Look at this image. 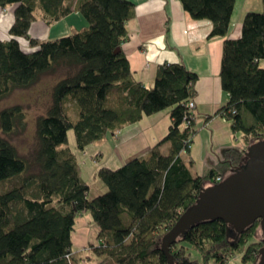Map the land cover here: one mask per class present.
<instances>
[{
  "label": "trees",
  "instance_id": "16d2710c",
  "mask_svg": "<svg viewBox=\"0 0 264 264\" xmlns=\"http://www.w3.org/2000/svg\"><path fill=\"white\" fill-rule=\"evenodd\" d=\"M179 1L193 20L211 22L208 40L224 39L220 78L229 99L207 121L225 118L245 145L225 150L213 169L196 177L181 154L189 153L193 140L194 122L192 131L184 124L198 76L182 63L164 64L152 88L135 81L122 50L126 24L134 17L132 2L0 0V9L11 7L14 18L9 39L0 40V101L32 87L43 74L70 71L54 85L51 106L36 121L38 145L30 159L0 137V264L89 263V256L72 250L76 220L85 214L97 228L99 244L91 250L96 264H169L160 249L162 239L195 205L205 182L219 184L232 170L243 171L247 148L264 143V69L259 65L264 10L247 13L241 36L232 40L227 35L236 0ZM74 13L86 21L83 31L50 41L29 34L37 14L52 26ZM20 40L33 51L22 50ZM165 110L171 118L167 135L146 156L116 170L99 168L97 178L107 190L89 199L88 177L68 147V132L73 131L82 154L125 126ZM23 130L21 106L0 111L3 135ZM163 144H169L167 155L160 152ZM263 246L260 221L239 233L229 222L208 220L183 232L170 254L174 264H224L230 253L257 264Z\"/></svg>",
  "mask_w": 264,
  "mask_h": 264
},
{
  "label": "crops",
  "instance_id": "0c3cea01",
  "mask_svg": "<svg viewBox=\"0 0 264 264\" xmlns=\"http://www.w3.org/2000/svg\"><path fill=\"white\" fill-rule=\"evenodd\" d=\"M129 1L135 7L134 17L126 24L127 39L122 50L135 81L147 89L152 88L157 70L164 64L182 63L198 76L194 99L196 134L189 153L186 156L182 155L181 158L192 176H204L222 159L225 150L245 147L243 139L242 142L239 141L238 134L233 133L231 123L225 118L218 115L207 121V118L226 105L229 99L222 89L220 78L224 39L208 40L207 36L212 28L211 22L193 20L184 11L179 0ZM75 3L76 0L73 4ZM1 10L0 32L3 29L9 32L14 21L13 9L11 19L7 20L9 25L5 27L4 24V28H1L3 18ZM263 10V0H236L227 38L238 39L241 36L244 16L249 12L261 13ZM73 16L78 17L79 14L74 13L52 26L38 19L31 25L29 34L32 38L41 41L75 34L77 31L73 26L67 33L61 35L62 37L52 33V28ZM259 65L264 69V60H261ZM170 126V110H165L125 126L117 133L86 147L82 154L77 152L76 155L89 180L90 176L97 175L99 168L116 170L133 159L146 156L167 135ZM160 152L162 155H167L169 144H163ZM88 183L89 199L107 190L101 181L94 185L96 189L89 181ZM72 244L73 253L78 255H81V252L87 254L90 251L89 246L95 247L99 244L97 228L90 214H85L76 220Z\"/></svg>",
  "mask_w": 264,
  "mask_h": 264
},
{
  "label": "water",
  "instance_id": "95a60500",
  "mask_svg": "<svg viewBox=\"0 0 264 264\" xmlns=\"http://www.w3.org/2000/svg\"><path fill=\"white\" fill-rule=\"evenodd\" d=\"M245 157L248 161L243 171L212 187L203 188L195 205L164 236L160 249L169 264H174L170 247L177 238L203 221H226L239 233L253 222L260 221L264 242V143L248 147ZM257 264H264V246L259 250Z\"/></svg>",
  "mask_w": 264,
  "mask_h": 264
},
{
  "label": "rangeland",
  "instance_id": "374dc122",
  "mask_svg": "<svg viewBox=\"0 0 264 264\" xmlns=\"http://www.w3.org/2000/svg\"><path fill=\"white\" fill-rule=\"evenodd\" d=\"M1 14L3 15L2 18V24L1 28H4V24L7 27L9 23H7L8 19H11L12 17V8H6L5 10H1ZM72 15V14H71ZM37 17L40 18V14H37ZM10 22V21H8ZM7 23V24H6ZM81 23L83 25H81ZM73 26L75 27L77 32L83 31V29L87 28V23L83 19L81 15L78 17L73 16L70 17L65 22H61L60 25H57L56 27L52 28V33L56 36L63 35L65 32L67 33L69 28ZM55 36V37H56ZM0 39L2 40H8L9 35L8 31L1 30L0 32ZM20 46L22 47V50L25 52L33 51L32 48L29 47L28 43L25 40L19 41ZM70 71L67 70V68H59L55 73L53 74H43L39 81L33 85L32 87L25 89V90H16L14 91L10 96H8L5 99H2L0 101V111L6 108L14 107V106H21L24 114H25V130L18 133H13L11 135H3L0 132V137L7 139L19 152L21 156H24L28 159L32 157L33 153L35 152L37 148V138H36V121L39 117L46 114L47 110L51 106L52 103V89L54 85L66 77L69 74ZM196 107V105H195ZM195 113V110H194ZM196 116L194 115V118L192 122L195 124ZM190 131L193 130V127L191 125ZM195 129V125H194ZM196 131V129L194 130ZM194 131H192L191 138L194 137ZM239 141L242 142V134H238ZM68 147L72 150L73 153L77 154V149L75 148V139L73 131L68 132ZM188 152H183L182 155H187ZM236 170H232L230 172V176L235 174ZM229 177V176H228ZM93 186L97 185L96 182H100L97 179V175L90 176L88 180ZM214 184L213 181H206L204 188L212 187ZM95 188V186H94ZM96 189V188H95ZM92 194H90L91 197ZM79 219V218H78ZM260 231L256 234V239L260 238ZM93 246H89L90 251L88 253L84 254L81 252V258H85L86 256L90 257L89 264H96L97 260L92 255ZM229 256L226 258L224 264H251V263H243L241 258L242 255L238 253H230ZM87 258V257H86Z\"/></svg>",
  "mask_w": 264,
  "mask_h": 264
},
{
  "label": "built area",
  "instance_id": "2783aa9c",
  "mask_svg": "<svg viewBox=\"0 0 264 264\" xmlns=\"http://www.w3.org/2000/svg\"><path fill=\"white\" fill-rule=\"evenodd\" d=\"M186 107L189 110L188 111L189 112V115H188L187 120L185 121L184 127L185 128H189V127H191V123H192V120H193L194 115H195V113H194V110H195V100L194 99L189 100L187 102V104H186ZM220 181H221L220 178H217L215 180L216 183H219Z\"/></svg>",
  "mask_w": 264,
  "mask_h": 264
}]
</instances>
